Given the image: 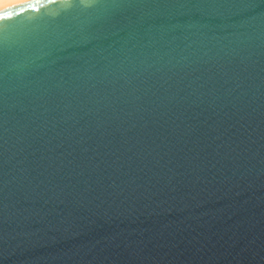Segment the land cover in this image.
<instances>
[{
	"label": "water",
	"instance_id": "obj_1",
	"mask_svg": "<svg viewBox=\"0 0 264 264\" xmlns=\"http://www.w3.org/2000/svg\"><path fill=\"white\" fill-rule=\"evenodd\" d=\"M0 264H264V0L1 10Z\"/></svg>",
	"mask_w": 264,
	"mask_h": 264
},
{
	"label": "bare ground",
	"instance_id": "obj_2",
	"mask_svg": "<svg viewBox=\"0 0 264 264\" xmlns=\"http://www.w3.org/2000/svg\"><path fill=\"white\" fill-rule=\"evenodd\" d=\"M28 0H0V11Z\"/></svg>",
	"mask_w": 264,
	"mask_h": 264
}]
</instances>
